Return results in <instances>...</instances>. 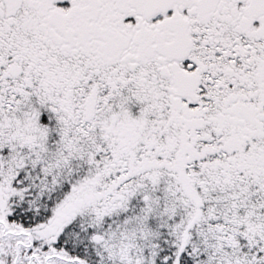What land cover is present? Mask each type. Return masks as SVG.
<instances>
[{"label":"snow or ice","instance_id":"obj_1","mask_svg":"<svg viewBox=\"0 0 264 264\" xmlns=\"http://www.w3.org/2000/svg\"><path fill=\"white\" fill-rule=\"evenodd\" d=\"M0 264H264V0H0Z\"/></svg>","mask_w":264,"mask_h":264}]
</instances>
